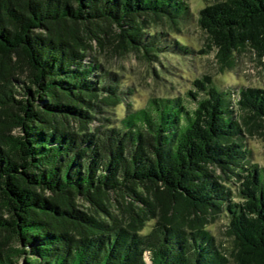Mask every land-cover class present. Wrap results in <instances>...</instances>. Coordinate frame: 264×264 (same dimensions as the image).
I'll return each instance as SVG.
<instances>
[{
    "label": "trees",
    "instance_id": "1",
    "mask_svg": "<svg viewBox=\"0 0 264 264\" xmlns=\"http://www.w3.org/2000/svg\"><path fill=\"white\" fill-rule=\"evenodd\" d=\"M192 17L185 0H0V264H229L207 229L221 215L235 263L264 264V169L243 142L264 89L232 101L203 76L191 107L134 109L102 63L191 54L170 35ZM196 22L221 61L264 56V0Z\"/></svg>",
    "mask_w": 264,
    "mask_h": 264
},
{
    "label": "rangeland",
    "instance_id": "2",
    "mask_svg": "<svg viewBox=\"0 0 264 264\" xmlns=\"http://www.w3.org/2000/svg\"><path fill=\"white\" fill-rule=\"evenodd\" d=\"M192 20L181 26L180 30L170 35L173 41L186 46L192 53L189 55L165 54L159 61H146L135 54L123 56L112 55L103 61L104 69L118 78V87L124 94L125 104L139 109L147 105L154 98H181L187 100L188 106H193L187 94L194 92L193 82L203 76L211 77L213 84L221 91L230 90L232 101L241 88L264 89V56L258 58L248 47L233 53L229 61H221L216 50L209 49L207 34L197 25L198 12L210 5L212 0H185ZM125 104H120L109 110L110 120L121 119L126 112ZM251 133L243 134V142L251 155L249 161L259 169H264V124L252 126ZM240 182L236 179L224 183L235 195ZM233 196V195H232ZM152 224L144 229L147 234ZM227 218L221 215L207 229L214 238L215 244L221 247L222 254L229 264H236L231 252L233 238L227 235Z\"/></svg>",
    "mask_w": 264,
    "mask_h": 264
}]
</instances>
